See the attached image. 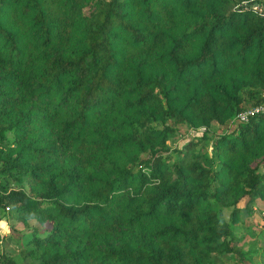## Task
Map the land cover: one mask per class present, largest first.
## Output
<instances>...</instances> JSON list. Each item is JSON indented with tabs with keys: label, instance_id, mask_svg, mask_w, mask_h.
I'll list each match as a JSON object with an SVG mask.
<instances>
[{
	"label": "trees",
	"instance_id": "1",
	"mask_svg": "<svg viewBox=\"0 0 264 264\" xmlns=\"http://www.w3.org/2000/svg\"><path fill=\"white\" fill-rule=\"evenodd\" d=\"M261 106L264 0H0V264H256Z\"/></svg>",
	"mask_w": 264,
	"mask_h": 264
},
{
	"label": "rangeland",
	"instance_id": "2",
	"mask_svg": "<svg viewBox=\"0 0 264 264\" xmlns=\"http://www.w3.org/2000/svg\"><path fill=\"white\" fill-rule=\"evenodd\" d=\"M201 136L200 132H190L186 138L184 140H181L180 143H186L187 141H190L192 138H199ZM258 218L260 220V222L262 224H264V201H260L258 200L255 204V208H254ZM0 219L2 220L0 222V237L3 240H9V239H16L18 238V234L24 235V234H28L29 229L24 226L22 223L16 222L14 220L11 219L10 215L7 212H0ZM31 226H33L35 224V222H31ZM258 228L255 225V229ZM18 234H17V233ZM259 239V238H258ZM262 244L264 246V236L262 239ZM257 249H259V245L256 246ZM20 250V246L19 244L17 245L16 243H13L8 249L7 251L10 253L11 251H17V255L15 254V259L17 261H20L21 258L19 256L18 251ZM14 254V253H11ZM256 264H264V259H260L258 260V262Z\"/></svg>",
	"mask_w": 264,
	"mask_h": 264
},
{
	"label": "built area",
	"instance_id": "3",
	"mask_svg": "<svg viewBox=\"0 0 264 264\" xmlns=\"http://www.w3.org/2000/svg\"><path fill=\"white\" fill-rule=\"evenodd\" d=\"M263 112H264V106H261L258 108L250 109L247 112L240 114L238 118L241 122H247L251 117H254Z\"/></svg>",
	"mask_w": 264,
	"mask_h": 264
},
{
	"label": "crops",
	"instance_id": "4",
	"mask_svg": "<svg viewBox=\"0 0 264 264\" xmlns=\"http://www.w3.org/2000/svg\"><path fill=\"white\" fill-rule=\"evenodd\" d=\"M261 201V200H260Z\"/></svg>",
	"mask_w": 264,
	"mask_h": 264
}]
</instances>
